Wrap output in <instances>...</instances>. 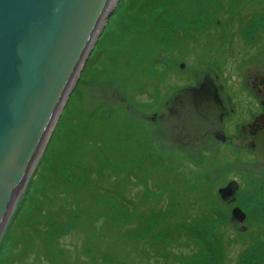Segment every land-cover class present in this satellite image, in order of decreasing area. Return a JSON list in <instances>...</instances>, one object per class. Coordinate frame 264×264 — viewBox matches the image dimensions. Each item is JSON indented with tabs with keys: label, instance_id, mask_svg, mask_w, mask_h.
Here are the masks:
<instances>
[{
	"label": "rangeland",
	"instance_id": "1",
	"mask_svg": "<svg viewBox=\"0 0 264 264\" xmlns=\"http://www.w3.org/2000/svg\"><path fill=\"white\" fill-rule=\"evenodd\" d=\"M129 1L119 0L110 15L102 42L92 51L94 62L82 72L4 226L0 251L6 240L12 245L16 239L12 255L19 264H51L45 259L50 237L44 241L38 233L39 244L29 237L25 222L29 204L44 213L51 206L43 203L51 198V209L67 219L64 229L75 230L57 243L68 246L66 260L59 264L91 263L80 252L90 237L84 220L93 212L95 220L103 207L118 213V225L134 224L128 236L139 239L128 243L118 236L126 228L108 231L109 218L96 219L93 226L101 236L92 241L116 252L119 264H125L121 258L128 264H264V182L260 189L255 177L261 168L246 165L242 153L216 148L207 154L211 147L198 135L213 127L211 121L219 122L221 107L211 96L199 97L197 89H188L197 83L207 87L210 79L220 84L222 105L227 111L231 105L237 109L229 120L233 123L248 111L258 112L247 82L264 77V0L236 5L232 0H195L194 6L190 2L195 15L186 16L177 7L170 10L185 0H152L148 8L138 9ZM206 3L215 13L205 10ZM174 88H181L180 93L176 100L170 98L166 112L165 93L169 90L171 96ZM99 176L100 187L115 189V197L94 189ZM227 181L233 191L220 198L217 190ZM233 207L244 214L243 220L230 215Z\"/></svg>",
	"mask_w": 264,
	"mask_h": 264
},
{
	"label": "water",
	"instance_id": "2",
	"mask_svg": "<svg viewBox=\"0 0 264 264\" xmlns=\"http://www.w3.org/2000/svg\"><path fill=\"white\" fill-rule=\"evenodd\" d=\"M118 1L0 0V236Z\"/></svg>",
	"mask_w": 264,
	"mask_h": 264
},
{
	"label": "trees",
	"instance_id": "3",
	"mask_svg": "<svg viewBox=\"0 0 264 264\" xmlns=\"http://www.w3.org/2000/svg\"><path fill=\"white\" fill-rule=\"evenodd\" d=\"M146 1H147L146 2L147 5L142 0H130L129 2H130V4H135L133 6L138 5V7H137V9H138V8H141V7L148 8V5L152 4V0H146ZM170 1H168V2L165 1L166 5ZM194 1L195 0H185L184 3L179 5V6L176 4V5L172 6V7H170L171 8L170 10H174L177 7L178 12L181 15H183V16L191 15V13H194V15H195V12L191 9L192 7L190 6V2H193L192 4L194 6ZM242 1L243 0H232V4L236 5V4L241 3ZM162 3H164V1H162ZM173 3H175V2L173 1ZM152 6H154V5H152ZM205 6L207 7V9H205L206 11H209L211 14L215 13V12H213V11H211L209 9V3H206ZM218 7L219 8H218V12L217 13L220 12V6H218ZM206 19H209V17H207ZM183 20L186 22L185 19H183ZM101 42H102V39H99L97 41L95 47H97L98 44H100ZM119 49H117L115 52H117ZM100 51L102 53L103 48H101ZM92 53H91V55L89 57V60H88L87 64H89L90 62L93 63L94 60H95V57L94 58L92 57ZM108 53H109V51H106V50L104 51L103 54L105 55V58H108V56H107ZM93 69H95V68L93 67ZM84 70H85V68H84ZM84 70H83V72H84ZM91 76H93V75H91ZM102 182H103V178L101 176H99L97 181H95V184H93L95 186L94 189L103 190L102 193L107 192L111 196L115 197V195H116V192L114 191L115 189L114 190H112V189L111 190H107V188L100 187L102 185ZM72 196H73V194H72ZM74 199L76 201L75 203H77V197H74ZM104 203L107 204L106 202H104ZM46 204L48 205V207L51 206V208H52L54 206L55 202L51 198H48V201H45L43 203V205H46ZM29 205L32 206V210L30 211L31 213H27V214H29L28 215L29 217L26 216V221H25L26 224H27L26 230H28L29 237L35 239L40 244V241H38V239H37L38 238V233H40L42 237H45L44 241H47V236H49L50 238H49L48 244L50 245V247H48V245L46 247L45 259L49 258L51 260V264H59L62 261H65L66 257H65L64 252L67 251V249H68L67 247L68 246L67 247L66 246H62V245L57 244V243L59 242V240H61L62 237L66 236L67 234H69V233H71V232H73L75 230H71L70 228L68 230L64 229V225H68L67 224L68 222H66L67 221L66 218L61 217L59 214L56 215V212H59V209L57 211H54L51 208L50 209L46 208L45 212L43 213L42 211L38 210L39 208L36 205H34V206L31 205V204H29ZM60 206L69 207L66 204H61ZM93 213L91 214V217H90L89 220H88L89 215H88V213H86L87 219L84 220L85 221L84 224H85V227L90 229V231H89L90 232V234H89L90 237L89 238L85 237L84 244L82 245V247L80 249V252L82 253L83 256H85V259L88 262H91L90 264H119L117 262L118 260L115 257V253L116 252H114L111 249H109V250L103 249L100 245H97V244H95L92 241V239L95 236H101L100 234L96 235L97 232L95 231V228H94L93 224L95 223L96 219H99L100 217H102V215L106 216V217L109 218V221H107V224H106L107 225L106 227L108 228V231H113V230L120 229L121 227H124L126 229L122 230V232L118 236L121 237V239H123L124 241H126L128 243L136 244V242L139 241V239H136L134 241L131 238V236L130 237L128 236L129 231L130 230L133 231V229L129 228V227H131L134 224L118 225V223H116V222H118V213H116V211H114L112 209L108 210L107 207H103L97 212V214L94 216V218L96 217L95 220L91 219V218H93ZM28 218H29V221H27ZM31 218H32V220L33 219L38 220L37 224H35V225L29 224ZM17 219H18V213L15 214L10 228L8 230H6V235L7 236L10 235V233L12 231V228L14 227V226L12 227V225H14L17 222ZM59 226L66 232L65 235H63L60 232L61 229L59 228ZM74 226H76V229L79 230L78 229L79 227H77L78 226L77 223ZM135 227H137V226H135ZM49 228H51L52 231H47ZM136 229H139V228L137 227ZM80 230H82V229H80ZM140 230H142V229H140ZM99 232H101L100 229L98 230V233ZM15 240L16 239H14L12 241L10 240L12 242V245H9L8 244L9 240H6V242H7L6 248H4L3 250L0 251V254L2 255V257L0 259V264H13V262H15V264H19L20 261L16 260V258H14V256L12 255L13 250L16 247L15 246L16 245V243H15L16 241ZM262 240L263 239H261L260 242ZM141 241H146V239L145 240H141ZM252 241H251V243H252ZM251 243H250V245H251ZM257 243L258 242L253 243V248L255 247V245ZM247 250H251V247H249ZM26 257H27V255H26ZM122 261L125 264H128L127 261H125V260H123L121 258V262ZM145 262H147V260H145Z\"/></svg>",
	"mask_w": 264,
	"mask_h": 264
},
{
	"label": "flooded vegetation",
	"instance_id": "4",
	"mask_svg": "<svg viewBox=\"0 0 264 264\" xmlns=\"http://www.w3.org/2000/svg\"><path fill=\"white\" fill-rule=\"evenodd\" d=\"M247 83H249L250 90L255 96V99H256L255 106L258 112L255 115L253 114L249 115V111H248V114H246V117L243 120L240 118L236 119L235 123L229 120L231 116L235 113V110L237 109L232 108V105H231V108H229L227 111L226 110L227 107L222 105L223 98L221 97V92L223 88L220 84L218 86L214 80L210 79L207 87L203 85L199 86V84L197 83L195 84L197 88L194 89V84H193V86H188L189 87L188 89L190 91L191 90L195 91L197 89V91L193 93L194 95L199 96V97L205 96V95L211 96L214 102L217 101V103L221 107V111L219 112V116H218L219 122L211 121L210 125L213 127H211L209 130L204 129L203 130L204 132L198 135L199 141H203L211 147V149L207 151V154L209 155L212 151H216V148L217 149L220 148V150H223V152H226V153L227 152L233 153V154L242 153L245 156V158L248 159V162L245 163L246 165H250L251 167L253 165L260 166L262 173L259 174L258 176L256 175L255 177L259 181V184H260L259 188L261 189V186L263 185V182H264V165H262L261 163H257L255 160L254 151H253L254 150L253 138L260 132L264 131V77L259 76V78H253V80ZM180 89L181 88H174L173 89L174 92L171 96H169L171 91L169 90L166 91L165 93L166 97L164 98V101H163V108L164 110H166V112L168 111V108L170 107L169 105L172 104V100L170 101V98L173 97L176 100V96L177 94L180 93ZM245 89H248V88L245 87ZM179 103H180L179 101H176V105L178 107H180ZM178 107H171V111L177 110ZM169 114H171L170 110H169ZM260 115L262 116L261 119H259ZM209 117L211 119L212 115H209ZM177 121H178L177 122L178 124L182 123V118L178 119ZM222 157L227 158V155L224 154ZM249 170H251L250 173L253 175L252 169H249ZM230 182L231 181L229 182L227 181L225 186L218 188V190H220V189L225 188L228 185L227 191L223 193L225 196L231 195V192L233 191L231 188L232 186L230 185ZM235 187H236V190H235ZM236 191H237V186L235 185L234 194H236ZM233 209L235 208L234 207L231 208L230 215L232 217L235 215H240L239 217H241V214H239L236 210L233 211Z\"/></svg>",
	"mask_w": 264,
	"mask_h": 264
}]
</instances>
